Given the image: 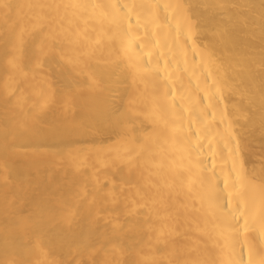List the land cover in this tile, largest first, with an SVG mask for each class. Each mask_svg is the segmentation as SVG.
I'll return each instance as SVG.
<instances>
[{
  "label": "bare ground",
  "instance_id": "1",
  "mask_svg": "<svg viewBox=\"0 0 264 264\" xmlns=\"http://www.w3.org/2000/svg\"><path fill=\"white\" fill-rule=\"evenodd\" d=\"M0 264H264V0H0Z\"/></svg>",
  "mask_w": 264,
  "mask_h": 264
}]
</instances>
